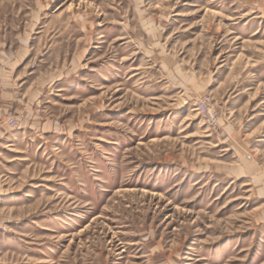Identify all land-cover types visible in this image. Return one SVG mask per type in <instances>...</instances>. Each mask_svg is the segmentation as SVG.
I'll use <instances>...</instances> for the list:
<instances>
[{
    "label": "rangeland",
    "instance_id": "1",
    "mask_svg": "<svg viewBox=\"0 0 264 264\" xmlns=\"http://www.w3.org/2000/svg\"><path fill=\"white\" fill-rule=\"evenodd\" d=\"M0 264H264V0H0Z\"/></svg>",
    "mask_w": 264,
    "mask_h": 264
}]
</instances>
